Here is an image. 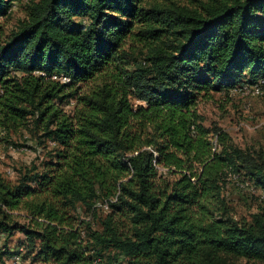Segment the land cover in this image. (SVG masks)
<instances>
[{"label":"trees","instance_id":"trees-1","mask_svg":"<svg viewBox=\"0 0 264 264\" xmlns=\"http://www.w3.org/2000/svg\"><path fill=\"white\" fill-rule=\"evenodd\" d=\"M26 12L8 36L0 25L2 140L53 146L42 171L0 173V234L24 231L48 264H264V207L236 216L225 194L264 193V148L197 108L264 77V0H27ZM15 211L27 226L9 223ZM17 254L6 242L0 264Z\"/></svg>","mask_w":264,"mask_h":264},{"label":"rangeland","instance_id":"rangeland-1","mask_svg":"<svg viewBox=\"0 0 264 264\" xmlns=\"http://www.w3.org/2000/svg\"><path fill=\"white\" fill-rule=\"evenodd\" d=\"M182 1L185 4L194 2V0ZM26 4L27 0L15 1L10 14L0 18V25L6 36L26 17ZM72 107L73 104L66 108L70 110ZM197 108L206 118V125H209L211 122L218 123L230 133L236 145L243 148H264V125L256 127L264 122V93L262 95L245 94L240 89L236 92H212L207 98H199ZM4 132L5 130L0 128V173L7 180L16 182L21 172L26 168H31L35 165L38 167V171H42L43 163L50 159L48 152L52 149L53 145L50 144L47 147L40 146L30 139L27 133L29 138L27 142L24 141L25 138L22 134H14L12 136L13 140L27 144L24 147H16L2 140V137L5 136ZM17 132L26 133L29 131L23 128ZM241 184L239 182L237 186L243 189V193L248 195V201L241 198L240 190L232 184L227 187L225 194L228 195V200L236 216L250 217L251 213L257 212L264 207V193L260 189L253 188L249 183L244 184V186ZM103 211L105 213L107 211L106 208ZM13 213L14 217L9 221L11 225L14 222L24 226L28 225V220L24 217L23 212L15 211ZM83 217L89 220L87 214L83 213ZM94 227L98 228L99 225L94 224ZM5 236V233L0 234V246L7 242L10 251H20L21 260L18 264H48L43 261H33L36 251L32 252L24 231L17 229L10 238L6 239ZM37 248H39V244H36L35 250ZM6 262L7 264H13L12 258L7 259ZM239 263L261 264L245 259H241Z\"/></svg>","mask_w":264,"mask_h":264},{"label":"built area","instance_id":"built-area-1","mask_svg":"<svg viewBox=\"0 0 264 264\" xmlns=\"http://www.w3.org/2000/svg\"><path fill=\"white\" fill-rule=\"evenodd\" d=\"M52 79L57 80L62 83H67L70 81V77L64 74H54L52 76ZM238 89L240 91H243L245 94H252V95H262L264 93V77H262L257 83L248 85L245 84L243 86H237L231 90V92H236ZM264 122L257 125L256 127L263 126ZM116 200V198L114 199ZM103 207L108 209V203L103 204ZM21 260V256L19 254L15 255L12 258V263L13 264H18L19 261Z\"/></svg>","mask_w":264,"mask_h":264}]
</instances>
